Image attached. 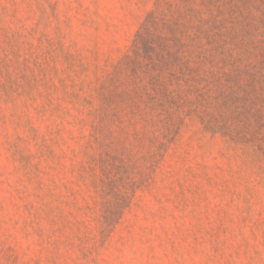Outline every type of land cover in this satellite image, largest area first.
I'll return each instance as SVG.
<instances>
[{
	"label": "rangeland",
	"instance_id": "374dc122",
	"mask_svg": "<svg viewBox=\"0 0 264 264\" xmlns=\"http://www.w3.org/2000/svg\"><path fill=\"white\" fill-rule=\"evenodd\" d=\"M166 3L0 0V264H264V151L222 104L240 28L168 130L120 96Z\"/></svg>",
	"mask_w": 264,
	"mask_h": 264
},
{
	"label": "trees",
	"instance_id": "16d2710c",
	"mask_svg": "<svg viewBox=\"0 0 264 264\" xmlns=\"http://www.w3.org/2000/svg\"><path fill=\"white\" fill-rule=\"evenodd\" d=\"M177 2L147 15L122 58L128 78L135 81L132 90L120 95L125 109L141 117L151 113L168 130L174 116L185 115L180 107L188 96H200L209 86L214 54L229 23L240 28L253 60L237 70L236 90L225 95L222 104L264 151V0ZM255 36L261 39L254 41Z\"/></svg>",
	"mask_w": 264,
	"mask_h": 264
}]
</instances>
